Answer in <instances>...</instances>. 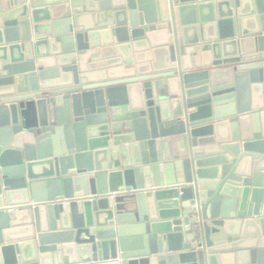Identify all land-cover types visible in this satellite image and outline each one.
<instances>
[{
  "label": "water",
  "instance_id": "water-1",
  "mask_svg": "<svg viewBox=\"0 0 264 264\" xmlns=\"http://www.w3.org/2000/svg\"><path fill=\"white\" fill-rule=\"evenodd\" d=\"M0 264H264V0H0Z\"/></svg>",
  "mask_w": 264,
  "mask_h": 264
}]
</instances>
